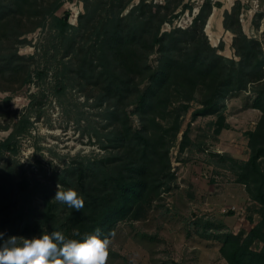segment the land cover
Wrapping results in <instances>:
<instances>
[{
    "label": "trees",
    "instance_id": "16d2710c",
    "mask_svg": "<svg viewBox=\"0 0 264 264\" xmlns=\"http://www.w3.org/2000/svg\"><path fill=\"white\" fill-rule=\"evenodd\" d=\"M66 1L72 0H0V92L16 93L34 79L45 80L52 69L34 68L36 55L22 56L19 48L30 44L28 34L48 29L56 90H77L94 110L98 122L88 131L103 153L77 155L50 177L61 191H77L83 209L45 194L43 208H32L34 188L11 159L19 152L18 138L27 136L32 124L22 116L11 127L15 112L8 99L0 102V121L7 120L0 130L12 128L0 141V232L6 238H32L62 231L82 240L99 228L101 238L111 239L119 223L145 220L152 203L172 189L170 151L178 135L180 154L191 144L188 129L181 131L184 117L215 116L218 135L228 129L226 99L248 92L247 108L260 116L245 133L247 160L229 159V170L262 213L245 235L221 238L218 253L226 264H264V47L243 33L239 15L244 6L236 1L222 15L224 31L233 35L235 60L220 55L223 43L211 46L204 32L219 2L203 0L189 26L162 31L186 11L191 14L192 5L184 0H80L83 13L73 26L56 14ZM262 16L255 14L254 20ZM255 243L261 245L257 251Z\"/></svg>",
    "mask_w": 264,
    "mask_h": 264
},
{
    "label": "rangeland",
    "instance_id": "374dc122",
    "mask_svg": "<svg viewBox=\"0 0 264 264\" xmlns=\"http://www.w3.org/2000/svg\"><path fill=\"white\" fill-rule=\"evenodd\" d=\"M212 1L219 2L221 8L210 18L211 26L219 23L220 14L222 16L226 8L231 9L239 1L247 10L240 22L243 33L256 38L264 47V0H258V9L251 14L249 10L254 0ZM154 2L162 4L163 0ZM202 2L184 0L192 5V13L186 11L167 24L189 26L196 7ZM82 13L80 0H72L66 1L56 14L77 26V17ZM258 13L263 16L256 22L254 15ZM256 23L258 28H255ZM209 25L206 34L211 46L217 47L222 42L224 48L219 54L236 60L231 49L233 35L221 27L211 29ZM169 29L166 25L162 27V31ZM49 35L48 29L36 30L26 36L30 44L19 48L22 56L36 55L34 68L38 65L40 69H52L45 80L34 79L16 93L0 92V102L8 99L10 110L15 112L9 125L12 127L22 116H28L32 124L29 134L18 138L19 152L11 159L18 163L21 173L34 188L31 205L37 209L43 208L44 194L54 199L58 190L50 180L54 173L64 169L77 155L99 157L103 153L88 131L91 123L97 125L98 122L94 110L77 90L68 88L63 94L56 90L57 81L53 75L56 62L52 58ZM154 60L152 56L151 65ZM251 97L248 92H242L226 99L223 116L229 121L228 129L218 135L213 126L215 116L199 117L194 121L190 114L184 117L181 131L188 129L191 144L180 154L179 134L170 151L175 176L172 189L152 203L145 220L117 225L111 238L108 264H226L218 253L220 239L226 234L245 235L262 213L260 205L249 199L244 186L235 182L236 176L229 170V159L246 161L248 158L245 133L254 129L260 116L257 110L247 108L251 105ZM132 122L137 125L135 117ZM6 123L7 120L0 121L1 126ZM11 131L12 128L0 130V141ZM8 158L6 153L5 160ZM260 247L258 243L253 245L256 251Z\"/></svg>",
    "mask_w": 264,
    "mask_h": 264
},
{
    "label": "clouds",
    "instance_id": "9594fccd",
    "mask_svg": "<svg viewBox=\"0 0 264 264\" xmlns=\"http://www.w3.org/2000/svg\"><path fill=\"white\" fill-rule=\"evenodd\" d=\"M54 200L76 211L85 206L84 198L69 188L57 186ZM111 239L101 238V229L82 240L69 239L62 231L43 233L38 237L8 236L0 232V264H108Z\"/></svg>",
    "mask_w": 264,
    "mask_h": 264
},
{
    "label": "built area",
    "instance_id": "2783aa9c",
    "mask_svg": "<svg viewBox=\"0 0 264 264\" xmlns=\"http://www.w3.org/2000/svg\"><path fill=\"white\" fill-rule=\"evenodd\" d=\"M253 4H254V5L252 6V10H251V9L249 10V14H251L252 12L255 13L256 10H257L258 7H259V5H258V0H254V1H253ZM245 10H246V9H242V12H241L240 15H239V21H240V22H243V18H244V16H245V14H247V10H246V11H245ZM262 20H263V19H262ZM164 25L168 26L170 29H171V28H174V27H176V28H184V27H181V26H178V25H177V26H169L167 23L164 24ZM170 29H169V30H170ZM169 30H168V31H169ZM259 32H262V30L260 29Z\"/></svg>",
    "mask_w": 264,
    "mask_h": 264
},
{
    "label": "crops",
    "instance_id": "0c3cea01",
    "mask_svg": "<svg viewBox=\"0 0 264 264\" xmlns=\"http://www.w3.org/2000/svg\"><path fill=\"white\" fill-rule=\"evenodd\" d=\"M230 5V4H229ZM247 8V7H246ZM217 8H213L212 9V13H211V16H212V14H213V16H214V13H215V10H216ZM244 9V8H243ZM219 10V9H218ZM226 11H230V9L229 8H226L225 9ZM247 15V14H246ZM211 16L209 17V20H210V18H211ZM213 18V17H212ZM222 20H223V17L221 16V14H220V21H219V23H215V24H213L212 26H211V29L215 26V28H219V27H221V28H223L222 27ZM212 31V30H211ZM225 117V116H224ZM228 120H227V118H225V123L226 124H228ZM222 133V132H221Z\"/></svg>",
    "mask_w": 264,
    "mask_h": 264
},
{
    "label": "water",
    "instance_id": "95a60500",
    "mask_svg": "<svg viewBox=\"0 0 264 264\" xmlns=\"http://www.w3.org/2000/svg\"><path fill=\"white\" fill-rule=\"evenodd\" d=\"M196 13H197V11H196ZM195 13V14H196ZM211 16V15H210ZM208 24H209V18H208V20H207V22H206V25H205V27H204V32H205V34H206V31H205V29H207V27H208ZM207 35V34H206Z\"/></svg>",
    "mask_w": 264,
    "mask_h": 264
},
{
    "label": "bare ground",
    "instance_id": "6f19581e",
    "mask_svg": "<svg viewBox=\"0 0 264 264\" xmlns=\"http://www.w3.org/2000/svg\"><path fill=\"white\" fill-rule=\"evenodd\" d=\"M212 15H213V14H212ZM74 16H75V15H74ZM211 17H212V16H211ZM210 23H212V22H209V24H210ZM209 24H208V25H209ZM210 26H211V24L209 25V27H210ZM210 28H211V27H210ZM208 29H209V28H208ZM205 31H206V29H205Z\"/></svg>",
    "mask_w": 264,
    "mask_h": 264
}]
</instances>
